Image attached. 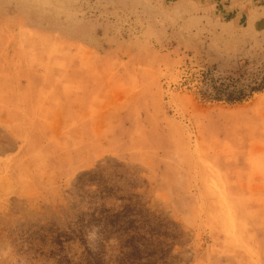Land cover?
<instances>
[{"label":"rangeland","instance_id":"obj_1","mask_svg":"<svg viewBox=\"0 0 264 264\" xmlns=\"http://www.w3.org/2000/svg\"><path fill=\"white\" fill-rule=\"evenodd\" d=\"M195 72L264 75V34L160 0H0V264H264V92L201 104Z\"/></svg>","mask_w":264,"mask_h":264},{"label":"crops","instance_id":"obj_2","mask_svg":"<svg viewBox=\"0 0 264 264\" xmlns=\"http://www.w3.org/2000/svg\"><path fill=\"white\" fill-rule=\"evenodd\" d=\"M160 4L178 9L191 23H205L215 32L235 37L264 34V0H160Z\"/></svg>","mask_w":264,"mask_h":264},{"label":"trees","instance_id":"obj_3","mask_svg":"<svg viewBox=\"0 0 264 264\" xmlns=\"http://www.w3.org/2000/svg\"><path fill=\"white\" fill-rule=\"evenodd\" d=\"M245 62L242 64L244 66ZM184 85L188 86L191 95L195 101L201 104H209L213 106H238L251 98L254 94L264 92V75L252 77L245 85H239L238 79H214L208 72L189 73L184 81ZM137 231V230H136ZM176 241V238H172ZM130 244L127 247L128 258L130 261L139 262V252L137 247L144 242V238L140 234L134 232L130 236ZM146 249V247H144ZM161 255L151 250L145 256V264H148L150 259L158 258ZM141 259V258H140ZM165 258H163L164 260ZM162 260V256L159 261ZM143 261V260H140ZM132 263V262H131Z\"/></svg>","mask_w":264,"mask_h":264}]
</instances>
